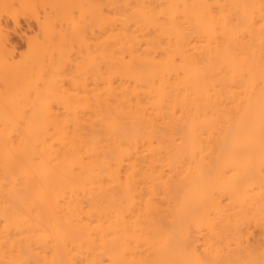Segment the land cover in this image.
I'll list each match as a JSON object with an SVG mask.
<instances>
[{
  "label": "bare ground",
  "instance_id": "6f19581e",
  "mask_svg": "<svg viewBox=\"0 0 264 264\" xmlns=\"http://www.w3.org/2000/svg\"><path fill=\"white\" fill-rule=\"evenodd\" d=\"M0 264H264V0H0Z\"/></svg>",
  "mask_w": 264,
  "mask_h": 264
},
{
  "label": "rangeland",
  "instance_id": "374dc122",
  "mask_svg": "<svg viewBox=\"0 0 264 264\" xmlns=\"http://www.w3.org/2000/svg\"><path fill=\"white\" fill-rule=\"evenodd\" d=\"M32 19H34V18H32ZM32 19L30 18L28 20V18L26 19V17H25V19H24V17H21V19H20V27L22 29L21 30L22 33H21V31L20 32L19 31L18 32L14 31V32H11L12 34H10L11 35L10 36L11 37V42H12V44L14 43L13 45L15 46L17 52L22 51L23 49L26 48L25 45L27 46V44H26L27 43L26 42L27 35H29V34L31 35L32 31L34 32V30H36L37 21H35V19L34 20H32ZM4 20L6 21L7 19H4ZM9 20H7L6 22L12 24L13 21H9ZM10 24H8V26H10L12 28L13 24L12 25H10Z\"/></svg>",
  "mask_w": 264,
  "mask_h": 264
}]
</instances>
